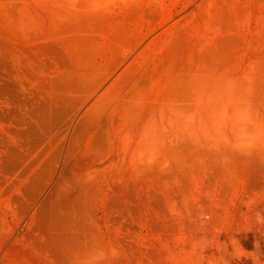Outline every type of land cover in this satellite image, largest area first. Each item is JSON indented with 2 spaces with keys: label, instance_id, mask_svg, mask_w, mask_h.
<instances>
[{
  "label": "rangeland",
  "instance_id": "obj_1",
  "mask_svg": "<svg viewBox=\"0 0 264 264\" xmlns=\"http://www.w3.org/2000/svg\"><path fill=\"white\" fill-rule=\"evenodd\" d=\"M113 1L0 0V264H264V0L81 87Z\"/></svg>",
  "mask_w": 264,
  "mask_h": 264
},
{
  "label": "crops",
  "instance_id": "obj_2",
  "mask_svg": "<svg viewBox=\"0 0 264 264\" xmlns=\"http://www.w3.org/2000/svg\"><path fill=\"white\" fill-rule=\"evenodd\" d=\"M208 0H116L111 5L112 42L103 44L101 59L86 69L85 82L99 85L143 76L166 57L164 38L197 25L200 2ZM146 67V69H145Z\"/></svg>",
  "mask_w": 264,
  "mask_h": 264
}]
</instances>
